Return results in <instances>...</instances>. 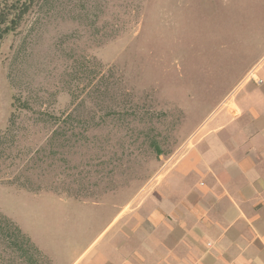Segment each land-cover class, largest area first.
<instances>
[{"label":"rangeland","instance_id":"obj_1","mask_svg":"<svg viewBox=\"0 0 264 264\" xmlns=\"http://www.w3.org/2000/svg\"><path fill=\"white\" fill-rule=\"evenodd\" d=\"M258 66L264 0H33L0 43V264L120 260Z\"/></svg>","mask_w":264,"mask_h":264},{"label":"crops","instance_id":"obj_2","mask_svg":"<svg viewBox=\"0 0 264 264\" xmlns=\"http://www.w3.org/2000/svg\"><path fill=\"white\" fill-rule=\"evenodd\" d=\"M259 68L160 177L156 205L126 209L124 249L115 256L120 260L99 253L86 264H264V69Z\"/></svg>","mask_w":264,"mask_h":264},{"label":"trees","instance_id":"obj_3","mask_svg":"<svg viewBox=\"0 0 264 264\" xmlns=\"http://www.w3.org/2000/svg\"><path fill=\"white\" fill-rule=\"evenodd\" d=\"M33 0H0V43L13 32Z\"/></svg>","mask_w":264,"mask_h":264}]
</instances>
